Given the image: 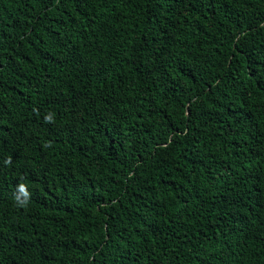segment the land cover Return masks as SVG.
Returning <instances> with one entry per match:
<instances>
[{"label": "trees", "instance_id": "trees-1", "mask_svg": "<svg viewBox=\"0 0 264 264\" xmlns=\"http://www.w3.org/2000/svg\"><path fill=\"white\" fill-rule=\"evenodd\" d=\"M0 264H264V0H0Z\"/></svg>", "mask_w": 264, "mask_h": 264}, {"label": "clouds", "instance_id": "clouds-1", "mask_svg": "<svg viewBox=\"0 0 264 264\" xmlns=\"http://www.w3.org/2000/svg\"><path fill=\"white\" fill-rule=\"evenodd\" d=\"M19 192L22 193V194L24 195L25 199H24V200H21L20 197L17 196V197H16V201H17V203H18L21 207L26 206V204H27L28 193H27V190H26L25 185H23V184L19 185Z\"/></svg>", "mask_w": 264, "mask_h": 264}]
</instances>
